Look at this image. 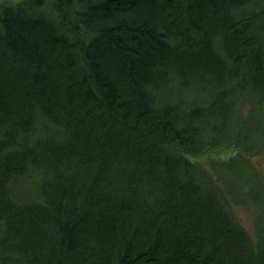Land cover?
Masks as SVG:
<instances>
[{"label":"trees","instance_id":"16d2710c","mask_svg":"<svg viewBox=\"0 0 264 264\" xmlns=\"http://www.w3.org/2000/svg\"><path fill=\"white\" fill-rule=\"evenodd\" d=\"M251 154L264 0L0 2V264H264Z\"/></svg>","mask_w":264,"mask_h":264},{"label":"rangeland","instance_id":"374dc122","mask_svg":"<svg viewBox=\"0 0 264 264\" xmlns=\"http://www.w3.org/2000/svg\"><path fill=\"white\" fill-rule=\"evenodd\" d=\"M16 0H0V2H8V3H12L15 2ZM251 108V104L250 103H245L243 105V108L241 110V113L243 114V116H248L249 111ZM234 150L232 147L227 146V145H221L218 146V148L213 149V150H208V153H205L204 155H202L200 162L205 164V167L207 168V170H209V172L216 176V172L213 169L211 165V161L212 160H216L219 158H226L228 156H230L231 154H234ZM247 158H249V160L251 161V163H253L255 166H257L260 169L261 175L263 176L264 174V155L262 154H256V155H249ZM244 167V166H243ZM242 167V169H244ZM249 168V167H248ZM247 168V170H248ZM246 169V168H245ZM235 211L236 213H238L239 218L241 219L242 223H245V225L247 226L249 232L253 235H255V230H256V218H257V205L253 202L247 201V202H242V203H238L235 202Z\"/></svg>","mask_w":264,"mask_h":264}]
</instances>
